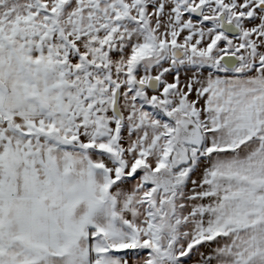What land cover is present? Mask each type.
<instances>
[{"label":"snow or ice","instance_id":"6c2138e0","mask_svg":"<svg viewBox=\"0 0 264 264\" xmlns=\"http://www.w3.org/2000/svg\"><path fill=\"white\" fill-rule=\"evenodd\" d=\"M0 264H264V0H0Z\"/></svg>","mask_w":264,"mask_h":264}]
</instances>
